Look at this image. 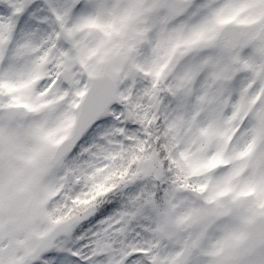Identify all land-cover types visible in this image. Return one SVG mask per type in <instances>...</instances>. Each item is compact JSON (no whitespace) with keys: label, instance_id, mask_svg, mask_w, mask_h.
Segmentation results:
<instances>
[{"label":"snow or ice","instance_id":"snow-or-ice-1","mask_svg":"<svg viewBox=\"0 0 264 264\" xmlns=\"http://www.w3.org/2000/svg\"><path fill=\"white\" fill-rule=\"evenodd\" d=\"M0 264H264V0H0Z\"/></svg>","mask_w":264,"mask_h":264}]
</instances>
